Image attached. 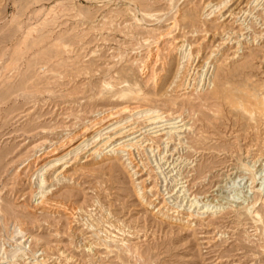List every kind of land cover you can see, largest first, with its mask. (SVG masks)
<instances>
[{"label": "rangeland", "instance_id": "1", "mask_svg": "<svg viewBox=\"0 0 264 264\" xmlns=\"http://www.w3.org/2000/svg\"><path fill=\"white\" fill-rule=\"evenodd\" d=\"M263 113L264 0H0V264H264Z\"/></svg>", "mask_w": 264, "mask_h": 264}, {"label": "bare ground", "instance_id": "2", "mask_svg": "<svg viewBox=\"0 0 264 264\" xmlns=\"http://www.w3.org/2000/svg\"><path fill=\"white\" fill-rule=\"evenodd\" d=\"M230 2V1H229ZM225 7V6H224ZM215 12V11H214ZM191 57V56H190ZM189 57V58H190ZM189 60V59H188ZM189 62V61H188ZM185 67V66H184ZM263 112V111H262ZM263 116H264V113H263ZM156 119H154V120H152V122H154ZM107 135V134H106ZM122 135V134H121ZM116 136H119V135H116ZM115 136V137H116ZM113 138H114V136L112 137V136H108V138H107V141L103 144V146L102 147H105V149H107L108 147H110L112 144L110 143L112 140H113ZM97 139V138H96ZM132 140V139H131ZM108 144H110L109 146H107ZM132 147H136L138 150H139V148H141L140 146H137V143H134V144H128V145H123V143H121V144H118V145H116V146H114V147H111V149L109 150V152H118V153H127L126 154V157H128V160H130V156H131V153L129 152V150H130V148H132ZM127 148H129V149H127ZM43 182H44V180H42V184H43ZM42 197V196H41ZM262 200V199H261ZM42 202V201H41ZM247 210V209H246ZM250 214V213H249ZM255 215H259V214H255ZM189 217V216H188ZM189 218H191V217H189ZM25 249V248H24ZM18 257L19 258H21V259H24V257H25V255L23 254V255H21V256H19L18 255ZM16 258H17V256H16ZM20 259V260H21ZM24 261V260H23ZM11 262H12V260H11ZM45 262H47V261H45L44 259H42V260H40V261H38V263L39 264H44Z\"/></svg>", "mask_w": 264, "mask_h": 264}]
</instances>
